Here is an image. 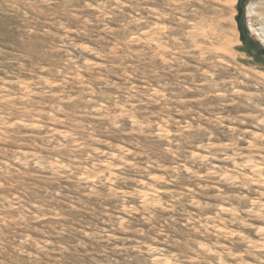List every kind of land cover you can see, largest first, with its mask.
I'll list each match as a JSON object with an SVG mask.
<instances>
[{
	"label": "rangeland",
	"instance_id": "rangeland-1",
	"mask_svg": "<svg viewBox=\"0 0 264 264\" xmlns=\"http://www.w3.org/2000/svg\"><path fill=\"white\" fill-rule=\"evenodd\" d=\"M0 264H264V0H0Z\"/></svg>",
	"mask_w": 264,
	"mask_h": 264
}]
</instances>
